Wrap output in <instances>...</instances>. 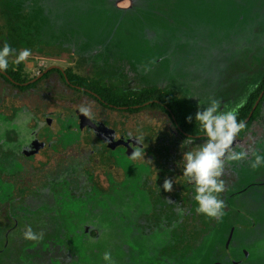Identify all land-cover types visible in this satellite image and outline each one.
<instances>
[{"label": "rangeland", "instance_id": "obj_1", "mask_svg": "<svg viewBox=\"0 0 264 264\" xmlns=\"http://www.w3.org/2000/svg\"><path fill=\"white\" fill-rule=\"evenodd\" d=\"M113 4L0 0V48L7 43L17 53L32 51L27 64L10 59L8 70L19 66L20 79L29 82L49 67L66 69L124 97L168 90L188 101L194 121L210 98L224 110L244 105L264 78V0H135L127 12ZM47 80L42 86L54 82L53 103L66 107L33 109L0 84V264H106V251L115 264H264V167L249 165L252 151L264 152V116L237 138L249 159L225 167L220 196L226 208L217 221L195 211V186L183 176V153L196 150L203 138L189 143L158 109H104L69 91L54 74ZM82 105L92 109V118L148 145L147 165L132 163L119 146L108 148L81 130L75 110ZM23 110L29 116L26 136L19 131ZM57 116L59 133L45 132L42 124ZM31 131L39 132L44 149L26 158L22 149ZM86 140L94 153L88 164L106 157L117 182L84 167L88 188L76 193L70 181L75 170L61 180L36 176L52 155L71 147L81 151ZM166 177L174 180L172 192L163 190ZM28 226L43 232V239L25 240Z\"/></svg>", "mask_w": 264, "mask_h": 264}, {"label": "clouds", "instance_id": "obj_2", "mask_svg": "<svg viewBox=\"0 0 264 264\" xmlns=\"http://www.w3.org/2000/svg\"><path fill=\"white\" fill-rule=\"evenodd\" d=\"M32 56L31 49H22L18 53L7 43L0 48V72L7 71L10 59L16 65L27 64ZM243 107V102L230 110H224L219 99L210 98L206 107L199 106L195 114V121L199 122L204 133V142L194 151L183 153V176L189 184L195 186L193 197L197 204L195 211L208 218L221 220L225 214L226 204L220 194L225 191V183L222 179L225 167L231 162H240L249 159L248 151L237 144L239 134L246 129V123L238 120V113ZM202 108V110H201ZM79 112L84 117L92 118V109L82 105ZM189 123L193 117L187 118ZM189 143L191 138L188 139ZM131 145V159L145 160V150L141 142ZM237 148H240L238 151ZM252 159L249 165L253 170L264 167V152L252 151ZM174 180L165 178L163 190L173 191ZM171 203V201H169ZM177 212L183 216L185 209L177 203ZM43 232H34L31 226L25 228L23 238L28 241L39 242L43 239ZM106 264H115L110 251L103 256Z\"/></svg>", "mask_w": 264, "mask_h": 264}, {"label": "trees", "instance_id": "obj_3", "mask_svg": "<svg viewBox=\"0 0 264 264\" xmlns=\"http://www.w3.org/2000/svg\"><path fill=\"white\" fill-rule=\"evenodd\" d=\"M0 36H1V26H0ZM18 69H20L19 66L17 67L16 70H14V72L8 70L7 73L8 76H10V78L13 81L19 84L27 83L28 80L20 79L19 73L17 72ZM53 74L55 76L58 75V77H60V82L65 87L66 82L64 80V77L62 78L61 74L57 70L49 71L39 80H37L35 83L25 87H17L12 85L5 77H3L0 74V84L2 85V89H4L5 86H8L11 89L16 90L20 96H24V99L30 102L33 109L41 110L46 106V104H48L53 109H62L63 107L66 106L53 103V99H55L56 97L54 94L55 91L53 89L54 82L51 81L48 84V86L46 85L42 86V84L45 81H48L47 80L48 77ZM65 76L67 77L68 82L74 85H78L79 87L92 90L96 95H98L103 101H106L108 104L116 107L129 108L128 110L125 111L128 114H135L146 108H155L160 110L170 120L171 125L174 127L175 130H176V126L174 125L171 116L175 118L177 122V126L180 127L184 133L191 136L204 135L199 123H196L193 119L192 122L189 123L186 119L188 116H190L188 101L185 98L180 97L177 94L171 93L168 90L149 88V89L141 90L139 92L138 91L131 92V94L128 97H124V96H119L114 91L113 88L101 85L97 82H89L86 78L73 74L70 70L65 72ZM11 89H8L7 91L8 95H12ZM45 89H49L48 91H52L53 95H51L50 92L45 91ZM33 91H37V92L43 91L45 93L41 92L40 94L37 93L34 94ZM262 91H264V78L261 79V82L259 83V87L249 95L243 107L240 108L238 113V120L244 121L248 117L249 113L252 110V107L254 106V103L256 102L257 98L259 97ZM75 92L95 101L93 97H91L86 93L78 92V91ZM150 101H158L159 103L158 104L153 103L147 107H141L139 109H132L133 106H140ZM67 107L70 108L69 105ZM167 110H169V112ZM26 112H27L26 110H23L22 112L23 114H21V116L19 117L22 123L21 124L19 122V124L22 125L20 126L21 129L19 130L20 135H24V136L28 134L27 130L24 128L25 124L28 122L29 119V116H27ZM263 116H264V93L258 105L256 106L255 110L253 111L252 116L250 117L249 121L246 123V129H249L252 123L256 122L257 120H259L260 122L261 121L260 118H262ZM204 139L205 138H203L202 140ZM83 146L84 149H82L81 151H79V149L76 147H71L68 149L67 152L63 154L52 155V161L53 163H55V165H53L51 168L46 167L47 170L45 171H50V173L52 174L51 177L53 178L55 177L54 179L57 178L61 180L62 177L70 171V169L75 170V177L74 176L70 177V181H72L76 193H81L83 191H86L88 188L87 177L86 175L83 174L84 167H87L88 172L91 174L93 171H98V170L106 174H110L111 180L117 182L118 179L115 176L116 175L115 169L112 165H110L109 160L106 157L101 156V159L100 157L94 159L93 164L89 165L88 164L89 159H91V157L94 154L92 152L93 145L89 140L88 141L86 140V143ZM24 172L29 176L32 175L31 170L27 168H24Z\"/></svg>", "mask_w": 264, "mask_h": 264}, {"label": "flooded vegetation", "instance_id": "obj_4", "mask_svg": "<svg viewBox=\"0 0 264 264\" xmlns=\"http://www.w3.org/2000/svg\"><path fill=\"white\" fill-rule=\"evenodd\" d=\"M58 71V70H57ZM60 74H61V77L63 78L64 76H65V72H67V70L66 69H63V72L64 73H61L60 71H58ZM7 74V73H6ZM8 75V74H7ZM4 77V76H3ZM10 77V76H9ZM57 77H58V75H57ZM66 77V76H65ZM67 78V77H66ZM58 79L60 80V77H58ZM64 80H65V78H64ZM66 82V81H65ZM65 88H67L69 91H72V92H74V93H76L75 91H78V92H83V93H86L85 91H81V90H78L77 88H82V87H79L78 85H74V84H72V83H70V82H68V84L66 83V86H65ZM82 89H84V90H87V91H90L91 93H93V94H95L92 90H89V89H86V88H82ZM78 94V93H77ZM86 94H88V93H86ZM89 95V94H88ZM84 96V95H83ZM91 96V95H90ZM98 96V95H97ZM84 97H86V96H84ZM91 97H93V96H91ZM87 98V97H86ZM94 99H95V101L94 100H92L93 102H95L97 105H99L100 107H102V108H104V109H108V110H113V111H119V110H114V109H111V108H109L107 105H110V104H108L106 101H103L99 96H98V98H100V100L99 99H97V98H95V97H93ZM77 110H79V109H76L75 110V115H76V111ZM49 119H55L56 120V122H57V125L59 126V129H58V131H57V133H59V131H60V125H59V120H60V116H57V117H50ZM76 120H77V116H76ZM92 122H94V123H101V124H103L107 129H109V130H113V129H111L110 127H108V126H106L103 122H101V121H97L96 119H94V118H91L90 119ZM77 123H78V120H77ZM175 125V124H174ZM176 126V130H175V133H177V125H175ZM42 127H43V129H44V131L45 132H48L49 134L51 133L52 135H55V134H57V133H53L52 132V130L50 129V128H47V127H45L43 124H42ZM80 128V127H79ZM81 129V128H80ZM83 129H86L88 132H89V134H92V135H94L95 137H97V138H99V139H101V141L102 142H104L105 144H106V146L108 147V148H113L112 147V145L114 144V143H116L117 141H118V138L117 137H111L110 138V136H103V135H101V134H98V133H96V132H94V131H91L89 128H87V127H84V128H82L81 130H83ZM182 130V129H181ZM113 131H115V130H113ZM116 133H119V134H121V137H119L120 138V141H122V144H119L118 146L120 147V148H122L123 149V152H124V154H125V156L132 162V163H134V164H137V163H140V165H142V166H144L145 164L147 165V161L146 160H133V159H131V155H129V154H127V152H129V150L130 151H132V149L130 148L131 147V145H133V144H138V141H134L133 142V139H127V138H125L124 137V135H122V133L121 132H117V131H115ZM178 133H179V135H181V136H183V134L182 133H180L179 131H178ZM177 133V134H178ZM184 133V132H183ZM39 136H40V134H39V132H30L29 133V135H28V137H27V145H25L24 147H23V149H22V153H23V155L27 158V157H30V158H32V157H36V156H38L39 155V153L44 149V143H43V141L42 140H40L39 139ZM123 137V138H122ZM132 141V144H130L129 145V148L127 147V144H128V141ZM37 142H40V143H37ZM139 146H141V147H143L144 148V150H145V155H147L146 153L147 152H149L150 150H149V148H148V145H147V147L146 146H143V145H139ZM117 147V146H116ZM115 148V147H114ZM53 165H55V163H53V161H52V157H51V160H50V163H49V165H47V166H44L43 168L45 169V170H47L46 169V167H48V168H51ZM38 171V173H36V176H41V177H43V176H47V175H51L52 176V174L50 173V171ZM86 173L88 174L89 172H88V168L86 167ZM103 174H106V173H104V172H102Z\"/></svg>", "mask_w": 264, "mask_h": 264}, {"label": "water", "instance_id": "obj_5", "mask_svg": "<svg viewBox=\"0 0 264 264\" xmlns=\"http://www.w3.org/2000/svg\"><path fill=\"white\" fill-rule=\"evenodd\" d=\"M51 70H58L60 71L61 73H64L62 69L60 68H57V67H49L47 69H45L44 71H42L38 76H36L33 80L27 82V83H24V84H19L15 81H13L5 72H0V74L2 76H4L12 85L14 86H17V87H25V86H28L30 84H33L35 83L37 80H39L41 77H43L45 74H47L49 71ZM65 78V81L66 83L68 84V80L67 78L64 76ZM78 90H81V91H85L86 93H88L89 95L97 98L100 100V98H98V96L96 94H93L91 93L90 91H87V90H84L82 88H77ZM263 93L264 91H262L259 95V97L257 98L256 102L254 103V106L252 107V110L251 112L249 113L248 117L244 120L245 123H247L250 119V117L252 116V113L253 111L255 110L256 106L258 105L261 97L263 96ZM153 103H156L158 104L159 102L158 101H150V102H146L140 106H133L132 109H139L141 107H147ZM109 108L111 109H114V110H119V111H126L128 110L129 108L127 107H116V106H113V105H107ZM169 112V110H167ZM76 116H77V120H78V125L79 127L82 129L84 127H87L89 128L91 131H94L98 134H101L103 136H110L111 137H117L118 138V141L116 143H114L112 145V147H116L118 146L119 144H122V141H120V138L121 137V134L119 133H116L115 131L113 130H109L107 129L103 124L101 123H94L92 122L90 119L84 117L83 115L80 114L79 110L76 111ZM173 122L175 125H177V122L175 120V118L173 116H171ZM43 125L47 128H50L52 130L53 133H57L58 129H59V126L57 125V122L55 119H47ZM177 130L183 134V136H185L186 138H193V139H202V138H205L204 135H198V136H191V135H188L186 133H183V131L181 130L180 127H177ZM123 138V137H122ZM37 143H40V142H37ZM132 144V141H128V144H127V147L129 148V145ZM127 154L131 155V151L129 150V152H127Z\"/></svg>", "mask_w": 264, "mask_h": 264}, {"label": "crops", "instance_id": "obj_6", "mask_svg": "<svg viewBox=\"0 0 264 264\" xmlns=\"http://www.w3.org/2000/svg\"><path fill=\"white\" fill-rule=\"evenodd\" d=\"M122 1H125V0H114V10L115 11H118V12H127V11H130L132 8H134V7H132V6H134L133 4H135V0H128V1H130L131 3V5H126V6H124V7H117V6H119V5H116V4H118L119 2H122ZM180 97H183V96H181L180 95ZM184 98V97H183Z\"/></svg>", "mask_w": 264, "mask_h": 264}]
</instances>
